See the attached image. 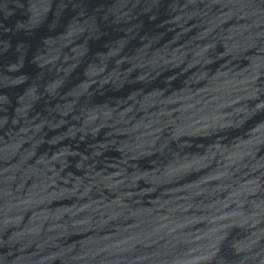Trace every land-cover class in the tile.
<instances>
[{
  "label": "water",
  "instance_id": "95a60500",
  "mask_svg": "<svg viewBox=\"0 0 264 264\" xmlns=\"http://www.w3.org/2000/svg\"><path fill=\"white\" fill-rule=\"evenodd\" d=\"M0 264H264V0H0Z\"/></svg>",
  "mask_w": 264,
  "mask_h": 264
}]
</instances>
